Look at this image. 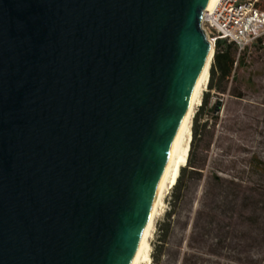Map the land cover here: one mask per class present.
<instances>
[{
	"label": "water",
	"instance_id": "obj_1",
	"mask_svg": "<svg viewBox=\"0 0 264 264\" xmlns=\"http://www.w3.org/2000/svg\"><path fill=\"white\" fill-rule=\"evenodd\" d=\"M207 3L0 0V264L131 263Z\"/></svg>",
	"mask_w": 264,
	"mask_h": 264
},
{
	"label": "rangeland",
	"instance_id": "obj_2",
	"mask_svg": "<svg viewBox=\"0 0 264 264\" xmlns=\"http://www.w3.org/2000/svg\"><path fill=\"white\" fill-rule=\"evenodd\" d=\"M259 8L264 10V0H259ZM238 56L242 63L235 64L234 76L220 82L217 74L213 83L220 90L211 89L208 83L196 109L192 139L196 131L199 135L193 157L181 166L166 194L149 264L158 255L164 264H177L190 248L201 253L198 264H264V188L260 186L264 178L256 175L252 183L236 187L214 179L215 173L230 179L227 173L246 168L254 154L264 160V42ZM183 169L187 171L176 190ZM176 196L180 201L171 217L167 244L159 247L160 226L168 222Z\"/></svg>",
	"mask_w": 264,
	"mask_h": 264
},
{
	"label": "bare ground",
	"instance_id": "obj_3",
	"mask_svg": "<svg viewBox=\"0 0 264 264\" xmlns=\"http://www.w3.org/2000/svg\"><path fill=\"white\" fill-rule=\"evenodd\" d=\"M220 0H208L205 10H213ZM205 11L203 12V16ZM209 47L202 67L192 87L185 114L173 138L166 164L160 176L158 195L151 204L146 221L144 222L139 240L130 264H149L152 260V238L156 228L157 218L165 203V197L175 181L181 166L185 163L192 138V124L197 107L201 104L203 94L207 89L210 69L213 63L215 46L213 40L208 38Z\"/></svg>",
	"mask_w": 264,
	"mask_h": 264
},
{
	"label": "trees",
	"instance_id": "obj_4",
	"mask_svg": "<svg viewBox=\"0 0 264 264\" xmlns=\"http://www.w3.org/2000/svg\"><path fill=\"white\" fill-rule=\"evenodd\" d=\"M238 53V47L235 43H229L225 39L218 38L216 40L215 45V54H214V63L211 67V77H209L210 81L208 80V83L210 84V88L214 90H220V85H215L213 82L216 79V75H219L220 82L229 81L236 71V62L238 64L242 63V56H239L237 58ZM202 103V102H201ZM201 105V104H200ZM204 109V103L202 104V107L199 109V112H197L196 117L199 116L200 111ZM215 110V107L213 108V111ZM199 133L196 131L194 138H191L190 142V148L189 152L185 161V165L187 162H191V158L193 157V149L195 140L198 137ZM193 136V133H192ZM187 171V169H183L181 174L179 175L177 182L175 184V189H179V184L181 183L183 173ZM231 178L230 179H224L221 175L218 173L214 174V179L217 182H229L232 186H241V184L245 183H252L254 180L253 178L257 175L260 176L262 179L264 178V160L259 158L257 155H252V157L249 160V163L246 168L239 169L236 171V173H227ZM250 176V177H249ZM252 180V181H251ZM262 188H264V185H260ZM180 201V197H175L173 203L171 204V209L167 214V220L168 222H165V224H162L160 226V235H159V247H164L167 244V240L173 225V221L171 220V217L176 212L177 203ZM192 251V253H191ZM201 253L193 252V250L190 248L189 251H185L183 254V257L181 259H178L177 264H198L200 259L198 256ZM153 264H164V261L162 260L161 255L154 256ZM222 264V263H218ZM230 264V263H229Z\"/></svg>",
	"mask_w": 264,
	"mask_h": 264
},
{
	"label": "built area",
	"instance_id": "obj_5",
	"mask_svg": "<svg viewBox=\"0 0 264 264\" xmlns=\"http://www.w3.org/2000/svg\"><path fill=\"white\" fill-rule=\"evenodd\" d=\"M202 27L214 46L218 38L225 39L235 43L241 54L264 42V10L259 0H220L215 9L205 10Z\"/></svg>",
	"mask_w": 264,
	"mask_h": 264
}]
</instances>
